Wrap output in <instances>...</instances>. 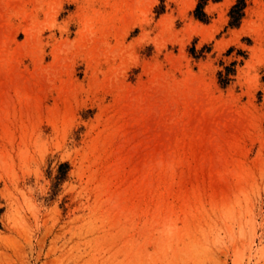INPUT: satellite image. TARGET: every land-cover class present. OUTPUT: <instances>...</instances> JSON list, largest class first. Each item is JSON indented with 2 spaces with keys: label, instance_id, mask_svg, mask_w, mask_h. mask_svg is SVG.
Listing matches in <instances>:
<instances>
[{
  "label": "rangeland",
  "instance_id": "rangeland-1",
  "mask_svg": "<svg viewBox=\"0 0 264 264\" xmlns=\"http://www.w3.org/2000/svg\"><path fill=\"white\" fill-rule=\"evenodd\" d=\"M200 3L0 0V264H264V0Z\"/></svg>",
  "mask_w": 264,
  "mask_h": 264
},
{
  "label": "trees",
  "instance_id": "trees-1",
  "mask_svg": "<svg viewBox=\"0 0 264 264\" xmlns=\"http://www.w3.org/2000/svg\"><path fill=\"white\" fill-rule=\"evenodd\" d=\"M207 0H201V3L199 4L197 10H196V15L197 18H199L202 21H205L207 19V15L204 12V6L206 4ZM244 6H241V4H238L233 10V22L232 25H236V23H239L240 20L242 19V10Z\"/></svg>",
  "mask_w": 264,
  "mask_h": 264
},
{
  "label": "bare ground",
  "instance_id": "bare-ground-1",
  "mask_svg": "<svg viewBox=\"0 0 264 264\" xmlns=\"http://www.w3.org/2000/svg\"><path fill=\"white\" fill-rule=\"evenodd\" d=\"M150 191H152V189H149Z\"/></svg>",
  "mask_w": 264,
  "mask_h": 264
}]
</instances>
